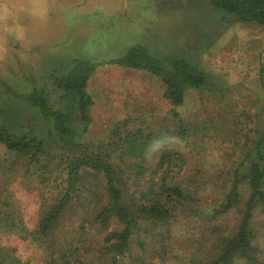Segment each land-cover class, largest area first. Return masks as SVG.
I'll list each match as a JSON object with an SVG mask.
<instances>
[{
  "label": "rangeland",
  "instance_id": "rangeland-1",
  "mask_svg": "<svg viewBox=\"0 0 264 264\" xmlns=\"http://www.w3.org/2000/svg\"><path fill=\"white\" fill-rule=\"evenodd\" d=\"M217 1L0 0V8L8 10L0 20V125L33 131L50 143L36 96L57 107L71 104L70 96L58 98L62 91L53 77L83 60L95 68L84 87L92 100L90 121L76 142L99 146L113 160L123 142L112 130L121 136L138 132L143 155H122L130 166L125 173L132 191L170 168L166 162L156 166L161 156L176 152L181 157L180 170L171 174L192 192L193 201L175 209L168 228L163 226L167 234L162 243H152L161 239L160 226L138 232L144 251L131 241L119 264H202L216 252L217 234L228 233L237 223L234 210L215 220L204 214L227 188V170L243 145L242 134L235 138L229 132L230 118L245 129V111L264 110V26L234 20ZM132 46L143 47L164 65L169 58L185 60L203 73L204 87L187 89L182 102L172 106L155 76L109 63ZM171 110L185 127L182 136ZM48 151L41 157L47 159L45 172L34 166L26 172L24 161L0 144V264H57L61 254L67 256L61 250L77 244L79 264H108L102 238L121 224L111 219L100 229L92 221L93 204L87 197L71 201L43 241L31 232L65 185V163L56 152L75 153L59 146ZM86 177L102 189L98 176ZM254 215L255 223H262L258 230L264 245V219Z\"/></svg>",
  "mask_w": 264,
  "mask_h": 264
},
{
  "label": "trees",
  "instance_id": "trees-1",
  "mask_svg": "<svg viewBox=\"0 0 264 264\" xmlns=\"http://www.w3.org/2000/svg\"><path fill=\"white\" fill-rule=\"evenodd\" d=\"M217 5L234 20L264 26V0H218ZM109 63L142 69L155 76L164 86L162 97L172 106L182 102L187 89L204 87V75L197 67L181 58H169L164 65L161 60L147 54L141 46L128 48L123 55ZM94 68L91 62L76 60L65 75L53 77V84L62 91L58 98L65 101L70 96L71 104L57 107L43 99L37 101L36 96L35 102L40 105L42 118L48 124L50 143L47 144L41 135L33 131H20L0 125V144L24 161L26 172L30 166L45 172L47 159L41 157L50 153L48 150L53 146H59L62 150L67 147L75 152L71 155L56 152L58 161L65 163V185L56 200L41 212L36 228L31 232H36L43 241L56 226L64 209L72 204L71 201L81 202L87 197L93 204L92 221L100 229H106L111 219L121 224L119 230L111 229L103 236L101 245L104 254L108 255V264H119V256L129 250L131 241H135L136 246L144 251L143 241L137 234L140 231L146 233L147 229L150 231L160 226L164 231L159 233L161 239H153L152 243H162V238L167 234L163 226L168 228L167 224L176 214L175 209L187 206L193 198L192 192L184 190L173 180L174 175L171 173L181 168L178 163L181 157L176 152L161 156L156 166L161 167L166 162L170 168L158 177L150 175L143 189L132 191L128 188L125 172L130 166L122 155L134 151L143 155V145L136 143L138 132L125 131L121 136L116 129L112 130L111 133L123 142V148L113 160L105 152L107 150L99 146L91 148L74 140L86 132L90 121L87 108L92 100L84 87ZM170 114L177 118L178 134L182 136L185 127L177 112L171 110ZM229 121L230 134L235 138L242 134L243 145L239 149L240 154L233 158L227 170V188L214 208L204 216L215 220L234 210L238 220L231 231L217 234L214 246L216 252L205 258L202 264H264V245L258 230L262 223L257 224L254 219L255 213L264 219V110L256 109L252 114L245 111V129L240 127L235 117ZM86 174L98 176L102 189L98 190L97 186L87 183ZM133 177L135 181L136 174ZM79 248L77 244L61 251L71 257L75 264H79L74 257ZM67 256L61 254L59 258L62 260L57 264H69Z\"/></svg>",
  "mask_w": 264,
  "mask_h": 264
},
{
  "label": "clouds",
  "instance_id": "clouds-1",
  "mask_svg": "<svg viewBox=\"0 0 264 264\" xmlns=\"http://www.w3.org/2000/svg\"><path fill=\"white\" fill-rule=\"evenodd\" d=\"M8 10L6 8H0V20H3L7 15Z\"/></svg>",
  "mask_w": 264,
  "mask_h": 264
}]
</instances>
